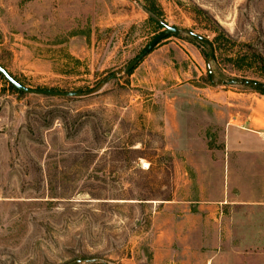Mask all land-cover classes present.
Instances as JSON below:
<instances>
[{
  "label": "rangeland",
  "instance_id": "374dc122",
  "mask_svg": "<svg viewBox=\"0 0 264 264\" xmlns=\"http://www.w3.org/2000/svg\"><path fill=\"white\" fill-rule=\"evenodd\" d=\"M0 66L91 92L0 76V264H264V0H0Z\"/></svg>",
  "mask_w": 264,
  "mask_h": 264
},
{
  "label": "water",
  "instance_id": "95a60500",
  "mask_svg": "<svg viewBox=\"0 0 264 264\" xmlns=\"http://www.w3.org/2000/svg\"><path fill=\"white\" fill-rule=\"evenodd\" d=\"M179 30L174 27H168L165 26L164 31H162L159 35H157L150 43L149 45L127 66L125 73L130 72L146 55H148L155 46L158 45L162 40L167 38L170 35L178 34ZM190 35L197 39L198 41L206 44L210 48V56L211 58L214 55V49L212 44L195 34L190 33ZM0 76H2L15 90L18 92H21L23 94H32V95H42L47 97H53V98H79V97H86L90 96L91 92L86 93H80V92H58L53 90H43V89H30L22 86L20 83H18L2 66H0ZM116 77V74H113L109 77L110 79H114ZM225 83V82H223ZM232 82H228V84H231ZM245 85L252 86L257 88L258 90L264 91V86L256 83L251 82H244Z\"/></svg>",
  "mask_w": 264,
  "mask_h": 264
},
{
  "label": "crops",
  "instance_id": "0c3cea01",
  "mask_svg": "<svg viewBox=\"0 0 264 264\" xmlns=\"http://www.w3.org/2000/svg\"><path fill=\"white\" fill-rule=\"evenodd\" d=\"M262 134L264 135V120H263V129H261ZM234 134H235V130L233 128H229L227 129V145L228 147H232L233 144L235 143L234 141ZM263 146H264V142H263Z\"/></svg>",
  "mask_w": 264,
  "mask_h": 264
},
{
  "label": "trees",
  "instance_id": "16d2710c",
  "mask_svg": "<svg viewBox=\"0 0 264 264\" xmlns=\"http://www.w3.org/2000/svg\"><path fill=\"white\" fill-rule=\"evenodd\" d=\"M12 87V86H11Z\"/></svg>",
  "mask_w": 264,
  "mask_h": 264
}]
</instances>
